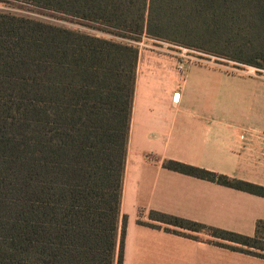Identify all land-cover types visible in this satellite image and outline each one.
Listing matches in <instances>:
<instances>
[{"label":"trees","instance_id":"obj_1","mask_svg":"<svg viewBox=\"0 0 264 264\" xmlns=\"http://www.w3.org/2000/svg\"><path fill=\"white\" fill-rule=\"evenodd\" d=\"M14 1L264 71V0ZM137 58L127 42L0 12V264H121ZM162 166L264 197L263 185L174 159ZM149 218L158 224L139 223L204 230L224 241L210 244L264 258L262 220L249 236L158 211Z\"/></svg>","mask_w":264,"mask_h":264},{"label":"crops","instance_id":"obj_2","mask_svg":"<svg viewBox=\"0 0 264 264\" xmlns=\"http://www.w3.org/2000/svg\"><path fill=\"white\" fill-rule=\"evenodd\" d=\"M244 66L190 63L180 69L170 52L138 50L124 169L125 177L132 162L137 224L124 227L121 264H264V258L199 235L139 223L158 224L149 218L158 211L252 236L256 222L264 221V197L162 166L174 159L264 186V72ZM142 182L149 191L140 197Z\"/></svg>","mask_w":264,"mask_h":264},{"label":"rangeland","instance_id":"obj_3","mask_svg":"<svg viewBox=\"0 0 264 264\" xmlns=\"http://www.w3.org/2000/svg\"><path fill=\"white\" fill-rule=\"evenodd\" d=\"M0 12H8V13H12L15 15H19V16H24V17H28V18H32L35 20H39V21H43L45 23L48 24H53L56 26H60V27H65V28H70V29H74L80 32H84V33H89L95 36H99V37H103V38H108V39H113L115 41H119V42H127L129 44H132L134 46H136L139 49H149L147 47L144 46H140L137 44H134L135 42H141L143 45H147L152 43V38L146 37L145 35H142L139 37L138 40H129V39H125L122 38L120 36H117L111 32H109L110 30L105 28L104 26H102L101 24L98 23H85L83 21L78 20L77 18L71 17V16H67L66 14H62L61 12L52 10V9H48V8H44V7H40V6H36L32 3H28V2H20V1H14V0H0ZM133 42V43H132ZM214 55V54H213ZM216 56V55H215ZM219 57V56H218ZM223 60H219L218 63L221 64L222 66L225 67H239L240 70L245 71L246 70V66H242V65H237L234 63V61L232 60H228L222 57H219ZM248 67H252V66H248ZM245 68V69H244ZM254 68V67H252ZM249 70V69H247ZM262 72H264L263 70H261ZM251 73H257L256 69L254 68V70H251ZM131 167H132V162H131ZM130 167V171L129 173L126 175L125 173V177H124V185H125V199H126V204H125V226H130V225H135L137 224V217H136V212L137 209H132V200H134V195L131 196V193L133 190V187L135 186L134 179L132 177L133 173H132V168ZM145 187V183L142 182V191L139 192L140 197L143 196L144 194H146V191L148 192L149 189L147 190H143ZM130 201V202H129ZM138 215L140 216V214L138 213ZM162 226H169L170 228H174L173 226L170 225H165V224H161ZM177 228V227H175ZM189 234L192 235H199L201 237H204L206 239H212V240H216V241H220V242H224L220 239H215L213 237H211L209 234H207L204 230H201L200 232H192L189 230H186ZM132 229L129 230L128 232V237L132 234ZM262 237H264V233L261 235ZM252 251H258L256 249L253 248H249ZM261 253H263L262 251H260Z\"/></svg>","mask_w":264,"mask_h":264},{"label":"built area","instance_id":"obj_4","mask_svg":"<svg viewBox=\"0 0 264 264\" xmlns=\"http://www.w3.org/2000/svg\"><path fill=\"white\" fill-rule=\"evenodd\" d=\"M133 43V42H132ZM134 44L147 47L151 50H164L172 53L179 60V68L183 69L187 64L190 63H202L206 65H221L218 63L219 60H223L213 54L195 49L177 45L171 42L158 40L152 38V43L143 45L141 42H135ZM239 65L238 63L234 62ZM244 66V65H242ZM261 71V70H259Z\"/></svg>","mask_w":264,"mask_h":264}]
</instances>
